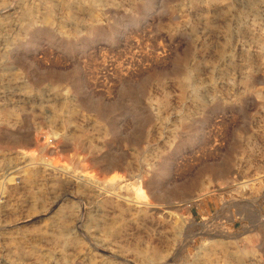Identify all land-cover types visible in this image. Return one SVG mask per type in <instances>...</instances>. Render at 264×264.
Returning <instances> with one entry per match:
<instances>
[{
    "label": "rangeland",
    "instance_id": "374dc122",
    "mask_svg": "<svg viewBox=\"0 0 264 264\" xmlns=\"http://www.w3.org/2000/svg\"><path fill=\"white\" fill-rule=\"evenodd\" d=\"M0 264H264V0H0Z\"/></svg>",
    "mask_w": 264,
    "mask_h": 264
}]
</instances>
